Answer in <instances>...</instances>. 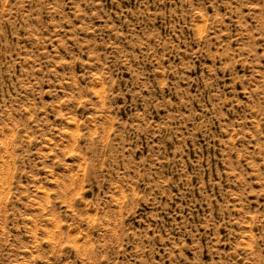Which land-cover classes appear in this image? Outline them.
Segmentation results:
<instances>
[{"label":"rangeland","instance_id":"1","mask_svg":"<svg viewBox=\"0 0 264 264\" xmlns=\"http://www.w3.org/2000/svg\"><path fill=\"white\" fill-rule=\"evenodd\" d=\"M0 264H264V0H0Z\"/></svg>","mask_w":264,"mask_h":264}]
</instances>
